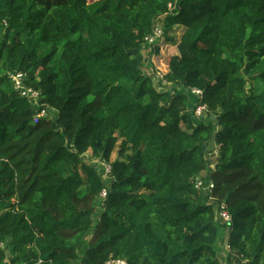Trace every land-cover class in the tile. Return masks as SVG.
Listing matches in <instances>:
<instances>
[{
	"label": "trees",
	"instance_id": "1",
	"mask_svg": "<svg viewBox=\"0 0 264 264\" xmlns=\"http://www.w3.org/2000/svg\"><path fill=\"white\" fill-rule=\"evenodd\" d=\"M158 21L180 91L143 68ZM224 229L264 264V0H0V264H221Z\"/></svg>",
	"mask_w": 264,
	"mask_h": 264
},
{
	"label": "built area",
	"instance_id": "2",
	"mask_svg": "<svg viewBox=\"0 0 264 264\" xmlns=\"http://www.w3.org/2000/svg\"><path fill=\"white\" fill-rule=\"evenodd\" d=\"M165 41L164 31L159 22H156L153 26L152 32L144 38V44H143V53L150 54L151 58L153 56H157V54L154 53V47L157 46L158 49L161 47L159 43ZM158 64L157 62L153 63V66L149 69V72L145 73L149 75L154 84L157 87H160L162 84H166V80L164 78V72L166 70L165 61L160 60ZM9 78L11 79L14 89L19 91L21 96L26 97L29 99L32 105L35 106L36 109H38V113L34 116V119L43 117L47 110L45 108L40 107V104L38 102L39 93L34 90L32 87L28 86L26 84V75L22 72H10ZM191 93L196 96L197 98V104L194 108L193 115L196 117H200L203 115V112L205 111V106L200 102L202 97V91L199 89H190ZM217 157V148L214 147V149L209 153L208 158L211 160L209 163V167L213 168L215 165V159ZM102 167L104 168V174L108 176L110 173V168L107 164L102 163ZM194 186L196 188H200L203 186V181L199 177H195L193 179ZM205 188H213V184L211 181L208 182L207 186ZM100 198H105L106 191L102 190L100 193ZM219 219L221 223L229 225L231 222V217L229 213L224 209V205H221V209L218 212ZM106 264H127L124 260H113L109 261Z\"/></svg>",
	"mask_w": 264,
	"mask_h": 264
},
{
	"label": "rangeland",
	"instance_id": "3",
	"mask_svg": "<svg viewBox=\"0 0 264 264\" xmlns=\"http://www.w3.org/2000/svg\"><path fill=\"white\" fill-rule=\"evenodd\" d=\"M182 29H183V27L180 28V27L175 26V27H174V30H173V33H174V34H169V35H171V36L174 37L175 39H178V37H179L180 34L182 33ZM159 44H160L159 47H161L162 52H163L166 56L172 55L173 53L175 54V51H176V50H175V46H174L173 43H168L167 41H164V42H161V43H159ZM164 54H162V55L157 54V56H156V55L153 56L152 59L154 60V62H157L158 64H160V63H159L160 60L165 61V55H164ZM144 56H145V58L148 57V55H144ZM249 84H250V81H249L247 87H249ZM187 93H188V95H189L190 98H191V97H194V95L191 93V91H188ZM193 100H194V102H195V101H196V98H193ZM52 115H53V112H52ZM114 159H115V154H113V155L111 156V160H114ZM84 160H85L87 163H89V164H93V165L98 166V168L101 170V167H100L98 161H97V160H94L92 157H90V154H89V153L86 154ZM210 168H211V167H210ZM202 175H205V172H203ZM103 177L107 178V176H106L104 173H103ZM98 211H99V209H98ZM222 235H223V236H222V239H223V240L225 239V241H226V237H227L226 229H224V230L222 231ZM221 241H222V240H221ZM223 247H224V245H223ZM221 250H222V247L220 248V252H221ZM227 250H228V249H227ZM227 250H226V251H227ZM219 255H220V261H221V263H225L226 261H225V259H224V253H221V254H219Z\"/></svg>",
	"mask_w": 264,
	"mask_h": 264
},
{
	"label": "crops",
	"instance_id": "4",
	"mask_svg": "<svg viewBox=\"0 0 264 264\" xmlns=\"http://www.w3.org/2000/svg\"><path fill=\"white\" fill-rule=\"evenodd\" d=\"M158 22L161 24L160 21H158ZM177 27L182 28V26H177ZM173 30H174V29H173ZM182 30H183V29H182ZM170 34H174L173 31H172ZM175 50H176V48H175ZM176 53H177V51H175V54H176ZM158 54H159V55L164 54V53L162 52L161 48L159 49ZM173 54H174V53H173ZM143 55H148L147 58H145V56H144V66H143V68H144V70H145L146 72H149V69L153 66L154 60L151 58V56H150L149 53H148V54L143 53ZM164 55H165V54H164ZM165 58H166V55H165ZM157 88H158V90L169 91V92L180 91V90H182V88L174 87V86H172L171 84H169L168 82H167L166 84H162L160 87H157ZM218 245H220V246L222 245V248H223V252H222V253H224V259H225L226 254H227V251H226V250L228 249V245H227L225 239L222 240V241H219V242H218ZM223 245H224V247H223ZM225 261H226V260H225ZM221 264H226V262H225V263H221Z\"/></svg>",
	"mask_w": 264,
	"mask_h": 264
}]
</instances>
